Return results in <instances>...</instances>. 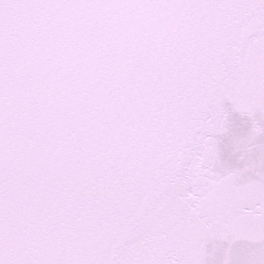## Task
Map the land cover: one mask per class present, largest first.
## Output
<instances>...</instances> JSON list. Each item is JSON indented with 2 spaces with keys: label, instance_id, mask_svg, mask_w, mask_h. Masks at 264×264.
<instances>
[{
  "label": "snow or ice",
  "instance_id": "1",
  "mask_svg": "<svg viewBox=\"0 0 264 264\" xmlns=\"http://www.w3.org/2000/svg\"><path fill=\"white\" fill-rule=\"evenodd\" d=\"M0 264H264V0H0Z\"/></svg>",
  "mask_w": 264,
  "mask_h": 264
},
{
  "label": "water",
  "instance_id": "2",
  "mask_svg": "<svg viewBox=\"0 0 264 264\" xmlns=\"http://www.w3.org/2000/svg\"><path fill=\"white\" fill-rule=\"evenodd\" d=\"M208 247L211 251L216 252L219 248V245L210 242Z\"/></svg>",
  "mask_w": 264,
  "mask_h": 264
}]
</instances>
